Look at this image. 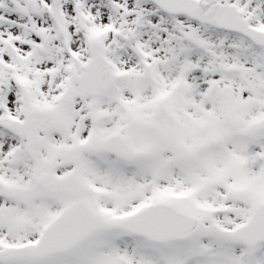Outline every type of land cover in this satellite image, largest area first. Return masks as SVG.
Returning a JSON list of instances; mask_svg holds the SVG:
<instances>
[{"label":"snow or ice","instance_id":"obj_1","mask_svg":"<svg viewBox=\"0 0 264 264\" xmlns=\"http://www.w3.org/2000/svg\"><path fill=\"white\" fill-rule=\"evenodd\" d=\"M0 264H264V0H0Z\"/></svg>","mask_w":264,"mask_h":264}]
</instances>
